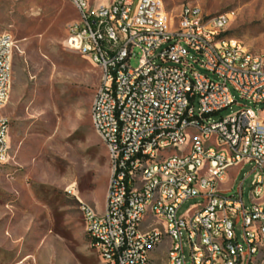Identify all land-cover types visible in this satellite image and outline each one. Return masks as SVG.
Returning a JSON list of instances; mask_svg holds the SVG:
<instances>
[{"label": "built area", "instance_id": "1", "mask_svg": "<svg viewBox=\"0 0 264 264\" xmlns=\"http://www.w3.org/2000/svg\"><path fill=\"white\" fill-rule=\"evenodd\" d=\"M69 1L76 18L63 44L100 70L90 120L109 160L105 208L80 207L100 264H151L164 243L167 264H187L185 250L189 264H264V125L253 109L264 103V51L226 35L233 11L185 5L173 15L161 0ZM15 49L0 35V109ZM233 93L250 106L215 120L236 103ZM7 137L0 115V163ZM248 164L246 206L240 191L223 196L218 184ZM194 198L201 203L177 216Z\"/></svg>", "mask_w": 264, "mask_h": 264}, {"label": "rangeland", "instance_id": "2", "mask_svg": "<svg viewBox=\"0 0 264 264\" xmlns=\"http://www.w3.org/2000/svg\"><path fill=\"white\" fill-rule=\"evenodd\" d=\"M110 0H95L107 4ZM170 13L191 5L204 15L229 11L228 37L264 51V0H161ZM76 18L69 0H0V35L16 42L8 99V155L0 163V264H100L89 247L81 205L102 212L109 178L105 146L91 126L90 107L100 70L65 48L66 24ZM129 62L138 65V51ZM224 118L250 106L233 93ZM253 108V107H252ZM264 125V103L253 108ZM252 165L233 168L218 184L223 196L250 205ZM260 202L264 204V191ZM198 198L185 201L177 216ZM239 238L240 226L235 227ZM168 244L151 264H167ZM187 264L188 255L185 250Z\"/></svg>", "mask_w": 264, "mask_h": 264}, {"label": "crops", "instance_id": "3", "mask_svg": "<svg viewBox=\"0 0 264 264\" xmlns=\"http://www.w3.org/2000/svg\"><path fill=\"white\" fill-rule=\"evenodd\" d=\"M230 170H232V169H229V170L227 171L225 178H227L228 172H229ZM225 178H224V179H225ZM104 208H105V204H104ZM104 208H103V210H104ZM102 212H103V211H102ZM99 213H101V212H99ZM151 254H152V253H151ZM150 257H151V255H150ZM98 260H99V259H98ZM99 263H100V262H99Z\"/></svg>", "mask_w": 264, "mask_h": 264}, {"label": "trees", "instance_id": "4", "mask_svg": "<svg viewBox=\"0 0 264 264\" xmlns=\"http://www.w3.org/2000/svg\"><path fill=\"white\" fill-rule=\"evenodd\" d=\"M226 35H227V33H226Z\"/></svg>", "mask_w": 264, "mask_h": 264}]
</instances>
